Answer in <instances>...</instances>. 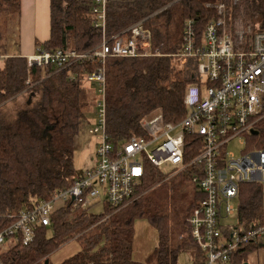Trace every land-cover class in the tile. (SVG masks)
<instances>
[{
	"label": "trees",
	"instance_id": "obj_1",
	"mask_svg": "<svg viewBox=\"0 0 264 264\" xmlns=\"http://www.w3.org/2000/svg\"><path fill=\"white\" fill-rule=\"evenodd\" d=\"M93 5L94 0H50V38L35 41L34 53L62 50L90 57L57 71L54 66H28L20 51L21 0H0V56L7 57L0 68V231L14 222V216L70 188L79 178L75 140L96 105L92 86L83 82L89 73L104 69L106 131L117 147L144 137V124L156 116L171 124L187 117L184 97L198 75L195 59H181L189 22L195 48L205 45L207 25L220 18L230 35L247 26L264 31V0H107L104 32L94 25ZM217 5H224L221 17ZM138 22L151 34V54L99 61L95 52L104 38L120 35ZM2 31L16 32L3 36ZM256 131L258 135L246 137L244 151L264 148V118ZM188 141L189 163L199 152L195 140ZM193 170L190 166L170 177L147 163L138 196L124 209L114 211L105 204L102 212L94 213L69 202L54 212L51 227L39 229L33 243L11 247L0 260L52 264L54 252L76 241L79 251L59 264H179L183 253L191 264H199L201 254L188 221L205 196L192 181ZM263 206L261 183L240 186L239 224L247 229L259 224ZM139 220L147 221L158 236L153 252L140 261L134 257ZM260 248L261 243L244 244L229 264H246Z\"/></svg>",
	"mask_w": 264,
	"mask_h": 264
},
{
	"label": "built area",
	"instance_id": "obj_2",
	"mask_svg": "<svg viewBox=\"0 0 264 264\" xmlns=\"http://www.w3.org/2000/svg\"><path fill=\"white\" fill-rule=\"evenodd\" d=\"M107 0H94V25L105 31ZM212 7V5H209ZM215 8L219 16L224 5ZM223 19L210 22L205 45L195 48L191 22L185 29V49L181 59H195L197 82L186 91L187 117L178 124L156 116L144 124L146 135L114 146L106 131L104 69L89 73L84 83L97 87L98 124L89 129L96 138L95 164L80 172L74 184L38 201L33 209L13 217L14 222L0 231V254L15 245L28 246L39 229L51 227L54 212L69 202L73 208L108 204L114 211L124 209L138 196L147 163L163 169L170 177L194 167L192 181L205 196L189 218L191 237L202 262L229 264L244 244L264 245V206L262 221L250 228L228 218L237 215L240 186L261 183L264 188V148L243 151L239 158L227 148L236 138L245 139L256 131L264 118V31L252 26L227 33ZM151 34L138 22L111 39L104 38L95 56L135 58L152 52ZM6 56H0V68ZM29 67H56L62 71L74 62L90 59L74 51L37 49L27 57ZM93 83V84H90ZM188 138L195 140L198 155L186 162ZM201 261V260H200ZM0 264H2L0 260ZM192 264H197L192 262Z\"/></svg>",
	"mask_w": 264,
	"mask_h": 264
},
{
	"label": "rangeland",
	"instance_id": "obj_3",
	"mask_svg": "<svg viewBox=\"0 0 264 264\" xmlns=\"http://www.w3.org/2000/svg\"><path fill=\"white\" fill-rule=\"evenodd\" d=\"M16 31H2L3 36L8 35L9 33H14ZM10 38V37H8ZM14 46L11 44L8 45V50H12ZM93 84V83H90ZM92 86V85H90ZM89 87V85L87 86ZM95 92V99H99L101 96L97 91L96 86L91 87ZM98 109H97V101L96 105L92 109L91 113L88 115L89 124L86 125V129L82 132L75 140V158L74 164L77 172H81L86 169L85 158L86 154L85 148L87 142L91 139H94L92 136L88 135V131L90 128L96 127L98 124ZM88 130V131H87ZM91 144L93 142H90ZM246 149L245 139L236 138L230 142L227 151L229 154L233 155L235 158H239L241 153ZM94 213L102 212L101 204L95 205L91 209ZM228 222L232 224H236L238 222L237 215H233L228 218ZM135 242H134V257L137 260H145L147 256L153 252L154 248L157 245L158 236L154 229L150 227L147 221L139 220L135 224ZM185 236V235H184ZM184 236H182L184 238ZM79 244L76 241H71L68 244L64 245L56 252H54L50 256V261L52 264H59L64 261L66 258L74 255L79 251ZM247 264H264V248H260L259 250L252 253L248 260L245 261ZM179 264H191L190 257L187 253H183L180 255Z\"/></svg>",
	"mask_w": 264,
	"mask_h": 264
},
{
	"label": "crops",
	"instance_id": "obj_4",
	"mask_svg": "<svg viewBox=\"0 0 264 264\" xmlns=\"http://www.w3.org/2000/svg\"><path fill=\"white\" fill-rule=\"evenodd\" d=\"M20 51L23 57L34 54L35 41L46 42L50 38V0H21ZM90 142H93L92 144ZM95 139L87 142L86 166L95 164ZM87 167V168H88Z\"/></svg>",
	"mask_w": 264,
	"mask_h": 264
},
{
	"label": "water",
	"instance_id": "obj_5",
	"mask_svg": "<svg viewBox=\"0 0 264 264\" xmlns=\"http://www.w3.org/2000/svg\"><path fill=\"white\" fill-rule=\"evenodd\" d=\"M252 134H253L254 136H256V135H258V132H257V131H253ZM47 264H48V262H47ZM246 264H247V263H246Z\"/></svg>",
	"mask_w": 264,
	"mask_h": 264
}]
</instances>
